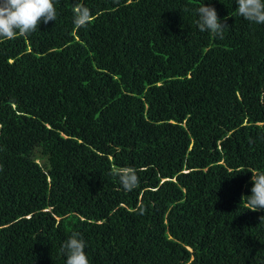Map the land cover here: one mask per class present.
<instances>
[{
    "label": "trees",
    "instance_id": "1",
    "mask_svg": "<svg viewBox=\"0 0 264 264\" xmlns=\"http://www.w3.org/2000/svg\"><path fill=\"white\" fill-rule=\"evenodd\" d=\"M54 2L0 40V264H65L72 233L90 264H264V210L242 201L264 172V25L236 0Z\"/></svg>",
    "mask_w": 264,
    "mask_h": 264
},
{
    "label": "clouds",
    "instance_id": "2",
    "mask_svg": "<svg viewBox=\"0 0 264 264\" xmlns=\"http://www.w3.org/2000/svg\"><path fill=\"white\" fill-rule=\"evenodd\" d=\"M236 13L253 24L264 25V0H236ZM196 25L201 32L223 39L226 23H222L215 7L205 3L195 9ZM54 0H0V40H12L19 36H30L40 24L56 21ZM91 19L90 10L82 3L73 7V24L76 28L87 27ZM227 18H225L226 20ZM264 104V94L260 97ZM111 175L118 177L125 191L138 186V176L132 169H121ZM251 195L243 196L251 211L264 210V172L252 173ZM264 221V217H261ZM86 242L78 233H72L61 245L65 264H90L85 251Z\"/></svg>",
    "mask_w": 264,
    "mask_h": 264
}]
</instances>
